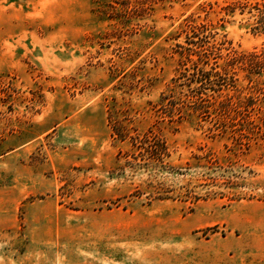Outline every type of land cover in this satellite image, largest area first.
Returning <instances> with one entry per match:
<instances>
[{
    "label": "rangeland",
    "instance_id": "rangeland-1",
    "mask_svg": "<svg viewBox=\"0 0 264 264\" xmlns=\"http://www.w3.org/2000/svg\"><path fill=\"white\" fill-rule=\"evenodd\" d=\"M0 264H264V0H0Z\"/></svg>",
    "mask_w": 264,
    "mask_h": 264
},
{
    "label": "trees",
    "instance_id": "trees-1",
    "mask_svg": "<svg viewBox=\"0 0 264 264\" xmlns=\"http://www.w3.org/2000/svg\"><path fill=\"white\" fill-rule=\"evenodd\" d=\"M199 62L203 63V64H206L205 61H202L198 60ZM253 64V63H251ZM214 71V68L211 67L209 70H204L202 67H200L198 64H196V67L194 69V73H193V82L195 84H198V86L196 87V90L198 91H201L200 94L197 96L196 98V106L200 109V108H203L204 105L202 104V102L204 101H207L206 99H202V94L204 95L205 93L203 91L205 90H212V91H215L213 85H215L214 83V79L212 78H215L217 77L218 75V72H213ZM213 84V85H212ZM219 89L215 92H218ZM217 97L219 98L220 95L217 94L216 97L214 96H211L208 101L211 103L212 106H218L220 108H228L229 109V112H230V115H225V113H219L218 114V118L219 119H223L225 120L227 117H230L232 116L231 113L235 112V110H232V107L234 106L233 104H224L223 102H220L219 99H217ZM237 105V104H236Z\"/></svg>",
    "mask_w": 264,
    "mask_h": 264
}]
</instances>
